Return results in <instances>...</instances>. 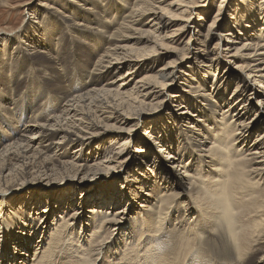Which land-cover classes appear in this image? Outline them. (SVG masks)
<instances>
[{
	"label": "bare ground",
	"instance_id": "bare-ground-1",
	"mask_svg": "<svg viewBox=\"0 0 264 264\" xmlns=\"http://www.w3.org/2000/svg\"><path fill=\"white\" fill-rule=\"evenodd\" d=\"M225 1L37 0L0 34V223L35 224L0 264H264V0Z\"/></svg>",
	"mask_w": 264,
	"mask_h": 264
},
{
	"label": "rangeland",
	"instance_id": "rangeland-1",
	"mask_svg": "<svg viewBox=\"0 0 264 264\" xmlns=\"http://www.w3.org/2000/svg\"><path fill=\"white\" fill-rule=\"evenodd\" d=\"M36 1L37 0H12V2H11V6L10 7H8V8H3V7H0V34L1 33H3V32H6V33H8V34H12V32H16V31H20L21 29V27H23V25L25 24V17H26V14H27V12L25 11V9L26 8H24V6L27 4V5H29V4H31V7H33L34 6V4H36ZM242 0H227V1H225L224 3H222V7L223 6H225V4H230V6H231V8H236V7H243V8H245V7H247V5L245 4V5H243V6H240V4H239V2H241ZM219 2H220V0H219ZM219 2L218 3H215V5L214 6H212L211 8H210V10H206V6H204L203 5V2L201 3V8H200V10H199V16H198V20H204L205 19V21H204V28H206V25L212 20V18L215 16V14L217 13V5L219 4ZM17 6V7H16ZM20 10V11H19ZM225 10L227 11V7H225L224 8V12H225ZM20 12H21V14H20ZM205 12H209V14H208V16H206V13ZM231 13V12H230ZM243 14V16H246L245 15V13L243 12L242 13ZM234 15V17H235V14H233ZM23 17V18H22ZM208 26H209V24H208ZM26 27H28V26H26ZM26 27H23L22 29H24V28H26ZM19 29V30H18ZM11 36V35H10ZM178 46H179V43L177 44ZM174 46H176V45H174ZM224 46L225 45H223L222 47H221V49H223L224 48ZM2 47H3V45H2ZM9 51H11V48H10V50ZM9 51H8V53H9ZM11 53V52H10ZM195 62V60L194 59H192L191 61H190V63L191 64H193ZM159 66V65H158ZM7 78H9V77H7ZM20 78V77H19ZM29 82H30V80H29ZM176 85H179V84H176ZM38 89V88H37ZM3 90H4V88L2 87V85L0 84V97L1 98H3V94H2V92H3ZM11 91V93H12V90H10ZM29 91H31V88H28V90H25V91H23L22 92V94L20 95V97H23V96H29V95H31L32 93H29ZM42 91H43V89H42ZM7 92H9V91H7ZM26 93V94H25ZM194 93H196V91H194L193 92V94ZM19 97V96H18ZM169 109L167 108L166 109V111H168ZM165 111V112H166ZM162 124H165V121H164V123L162 122ZM151 127V126H150ZM150 128L149 127H146V128H144V130H143V134L144 133H147L148 132V130H149ZM158 131H159V128L157 129ZM263 131V130H262ZM139 147L140 146H138V147H135V150H139ZM140 150H142V149H140ZM146 165V164H145ZM143 167V169L145 170V166L143 165L142 166ZM149 170H151V168L149 169ZM148 170V171H149ZM146 172H148L147 170H145ZM115 177H118V174L117 173H115ZM121 180L123 181L124 179L123 178H121ZM117 185V184H116ZM28 195V197L29 196H31V194L30 193H28L27 194ZM66 197V196H65ZM145 198V197H144ZM5 201H7V200H5ZM4 201V202H5ZM38 196L36 195L35 197H34V206H33V212H34V215L36 216V220H40V216H39V211L37 210V204H38ZM36 203V204H35ZM40 203V202H39ZM11 204H13V203H10L9 205H11ZM149 203L147 202V204L146 205H148ZM144 206H145V204H144V202L143 201H139V203L137 204V206L134 208V209H132V208H130V209H128V214L127 215H125V218H124V220H123V224H125V220H126V218L127 217H133V216H135V214H137V213H140V214H142V215H149V212H146V211H144ZM94 208V207H93ZM93 208H91V207H89L88 209H86V211H85V213L84 214H82V216H86V217H88V212H89V210L90 209H93ZM108 208V207H107ZM121 208V206H118L115 210H114V212L115 211H117L118 209H120ZM44 209H46V208H44V207H41V209L40 210H44ZM132 209V210H131ZM73 210V209H72ZM134 211V212H133ZM95 212H96V210H95ZM143 212H145V213H143ZM151 214V213H150ZM15 215V214H14ZM19 215L21 216V222L20 221H17V223H13V224H8V223H6L5 222V224L3 225L2 223H0V234L1 233H3V231H5V229L6 230H8V232L10 233V236L14 239L12 242H11V245H12V247L14 248V250H15V252H16V254H17V256H21V253H20V248H18V238H16L17 236H18V234H19V232H20V230L23 228V230L25 231V233H26V235L28 236V237H31V234H30V228H34V226H35V224H34V222H32V225H30V226H28L26 223H25V220H24V211H23V208H20V211H19ZM26 215H27V217L29 218V214L28 213H26ZM35 216H33V217H35ZM56 217H54V219H55ZM155 220H154V222L157 220V215H155ZM53 219V220H54ZM57 220H58V216H57ZM176 220L175 219H173V218H169L168 219V222L169 223H172V224H177L176 222H175ZM40 222V221H39ZM62 222H65V220H62ZM62 223H60L59 225H61ZM3 227H4V229H3ZM54 228H55V230H54ZM67 228H68V230H67V232L69 233V234H71V230H72V233H73V235L71 234L70 236L72 237H70V240H71V242L72 243H74L73 245L74 246H77V247H80L81 249H83L84 248V246H85V243H86V247H87V245L89 244V237L87 236V234L86 233H83V231H82V233L81 234H77V232L75 231V229L73 228V226H72V224H70V226L68 225L67 226ZM36 229H38L37 227H36ZM58 228H56V223H55V226H53V228H52V230H53V232L54 231H56ZM74 231V232H73ZM62 232V231H61ZM62 234V233H61ZM77 234V235H76ZM99 234V232L97 233V235ZM83 235V236H82ZM115 235H116V232L113 234V236L111 237V238H109V240H107L105 243H108L109 241H112V238H114L115 237ZM80 236V237H79ZM105 238V237H104ZM77 240H79L80 241V244H78L77 243ZM39 242H42L43 243V238H40V241ZM50 242V241H49ZM48 242V243H49ZM47 243V244H48ZM77 244V245H76ZM100 244V243H99ZM130 245V247H131V243H129ZM48 245H50V244H48ZM9 246V245H8ZM8 246H6L4 243H0V248L1 247H4V250L8 247ZM96 246H98V244L96 245ZM104 247V246H103ZM36 248V246H34V249ZM92 248V250L93 249H96V247L93 245V246H90V248L89 249H91ZM85 249V248H84ZM103 249V248H102ZM101 249V250H102ZM96 250H98V247H97V249ZM85 251L87 252L88 250L87 249H85ZM142 251V250H141ZM4 252V251H3ZM89 252V251H88ZM101 252V251H100ZM43 253V252H42ZM3 254V253H2ZM31 254V253H30ZM116 258L118 257V255H116L115 256ZM140 258V260L138 259V261H136L137 262V264L140 262V264H141V257H139ZM0 259H1V257H0ZM35 259V258H34ZM34 259H32V261L34 260ZM100 259V258H99ZM215 261H216V264H224L225 262H220L219 260H218V258H215ZM38 262V261H37ZM97 262H99V261H97ZM22 263V262H21ZM233 264V261L232 262H226V264ZM4 264H7L6 262H4ZM8 264H10V261H9V263ZM41 264H45V263H41ZM50 264V263H49ZM52 264V263H51ZM106 264H108L107 262H106Z\"/></svg>",
	"mask_w": 264,
	"mask_h": 264
}]
</instances>
